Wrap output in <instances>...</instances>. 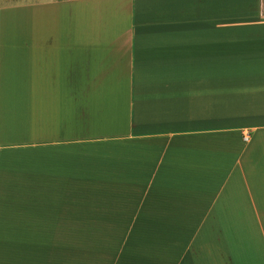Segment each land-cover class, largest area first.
I'll return each mask as SVG.
<instances>
[{
    "label": "crops",
    "instance_id": "0c3cea01",
    "mask_svg": "<svg viewBox=\"0 0 264 264\" xmlns=\"http://www.w3.org/2000/svg\"><path fill=\"white\" fill-rule=\"evenodd\" d=\"M81 228L264 264V0H0V264H79Z\"/></svg>",
    "mask_w": 264,
    "mask_h": 264
},
{
    "label": "rangeland",
    "instance_id": "374dc122",
    "mask_svg": "<svg viewBox=\"0 0 264 264\" xmlns=\"http://www.w3.org/2000/svg\"><path fill=\"white\" fill-rule=\"evenodd\" d=\"M132 232L117 228H81L78 244L74 246V251L79 254V264H119L120 260L125 263L122 253L126 239ZM25 249L24 244L20 246L22 254L26 252Z\"/></svg>",
    "mask_w": 264,
    "mask_h": 264
}]
</instances>
